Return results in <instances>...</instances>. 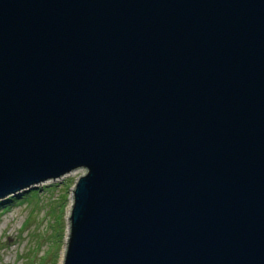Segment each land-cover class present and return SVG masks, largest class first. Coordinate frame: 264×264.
I'll use <instances>...</instances> for the list:
<instances>
[{
	"label": "water",
	"instance_id": "water-1",
	"mask_svg": "<svg viewBox=\"0 0 264 264\" xmlns=\"http://www.w3.org/2000/svg\"><path fill=\"white\" fill-rule=\"evenodd\" d=\"M79 168L62 264H264V0H0V201Z\"/></svg>",
	"mask_w": 264,
	"mask_h": 264
},
{
	"label": "rangeland",
	"instance_id": "rangeland-1",
	"mask_svg": "<svg viewBox=\"0 0 264 264\" xmlns=\"http://www.w3.org/2000/svg\"><path fill=\"white\" fill-rule=\"evenodd\" d=\"M83 171L22 191L16 200L1 201L0 264H62L69 228L66 213ZM4 206L8 208L3 211Z\"/></svg>",
	"mask_w": 264,
	"mask_h": 264
},
{
	"label": "bare ground",
	"instance_id": "bare-ground-1",
	"mask_svg": "<svg viewBox=\"0 0 264 264\" xmlns=\"http://www.w3.org/2000/svg\"><path fill=\"white\" fill-rule=\"evenodd\" d=\"M79 169H83V168H79ZM84 171V173H82L83 175L86 173V170L85 169H83ZM75 171H77V169L76 170H73V171H71L70 173H68V175L69 174H72V173H74ZM47 183H52V182H47ZM40 184H38V185H36L35 187H37V186H39ZM71 206H72V197L70 198V203H69V206H68V209H67V216H69L70 215V211H71ZM68 237V233H67V236H66V238ZM64 252H65V250H63L62 251V253H61V259H60V262L62 263V261H63V258H64Z\"/></svg>",
	"mask_w": 264,
	"mask_h": 264
},
{
	"label": "trees",
	"instance_id": "trees-1",
	"mask_svg": "<svg viewBox=\"0 0 264 264\" xmlns=\"http://www.w3.org/2000/svg\"><path fill=\"white\" fill-rule=\"evenodd\" d=\"M32 191H36V193L38 192L37 190H34V189H32ZM32 191H30V193L32 192ZM8 201H11V200H16V197L15 196H11L9 199H7ZM0 204H5V203H3V202H1L0 201ZM2 208H5V209H2L3 211L4 210H6V208H8L7 206H4V207H2Z\"/></svg>",
	"mask_w": 264,
	"mask_h": 264
}]
</instances>
